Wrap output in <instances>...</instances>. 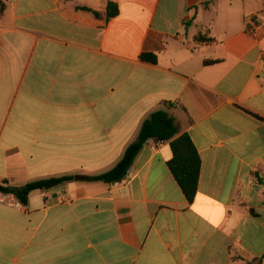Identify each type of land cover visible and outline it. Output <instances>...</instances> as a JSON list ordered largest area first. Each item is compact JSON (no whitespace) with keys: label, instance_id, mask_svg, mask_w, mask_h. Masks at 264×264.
Returning a JSON list of instances; mask_svg holds the SVG:
<instances>
[{"label":"crops","instance_id":"0c3cea01","mask_svg":"<svg viewBox=\"0 0 264 264\" xmlns=\"http://www.w3.org/2000/svg\"><path fill=\"white\" fill-rule=\"evenodd\" d=\"M163 105L202 161L193 202L169 142L127 181L85 179ZM63 175L0 203V264H264V0L0 4V185Z\"/></svg>","mask_w":264,"mask_h":264},{"label":"trees","instance_id":"16d2710c","mask_svg":"<svg viewBox=\"0 0 264 264\" xmlns=\"http://www.w3.org/2000/svg\"><path fill=\"white\" fill-rule=\"evenodd\" d=\"M4 1L0 0L2 11L4 9ZM83 9L88 10L87 8ZM94 14L96 17L101 16L99 12H94ZM118 14V4L109 1L106 19H112ZM141 59L154 64L158 62L156 55L151 53L142 54ZM169 109L168 105H163L144 119L137 139L126 148L123 157L112 169L85 179L91 182L99 181L108 184L120 182L127 175L137 155L149 140L169 142L173 158L168 163V167L186 199L189 202H193L198 191L202 161L190 136L188 134L178 136L175 118L170 114ZM73 179L74 177L71 175L52 176L29 182L24 187H11L6 183L5 185H0V190L14 194L21 204L25 206L33 190H48Z\"/></svg>","mask_w":264,"mask_h":264},{"label":"built area","instance_id":"2783aa9c","mask_svg":"<svg viewBox=\"0 0 264 264\" xmlns=\"http://www.w3.org/2000/svg\"><path fill=\"white\" fill-rule=\"evenodd\" d=\"M252 26H256V19H251L250 23ZM199 44V42L197 43ZM130 173L128 172L127 175L122 179V181H127L130 177ZM121 182V181H120ZM0 203L6 204L15 208H21L23 205L21 204L20 200L12 193H7L0 190Z\"/></svg>","mask_w":264,"mask_h":264},{"label":"water","instance_id":"95a60500","mask_svg":"<svg viewBox=\"0 0 264 264\" xmlns=\"http://www.w3.org/2000/svg\"><path fill=\"white\" fill-rule=\"evenodd\" d=\"M84 178H85V177H83V176H77V177H76L77 180L84 179Z\"/></svg>","mask_w":264,"mask_h":264}]
</instances>
